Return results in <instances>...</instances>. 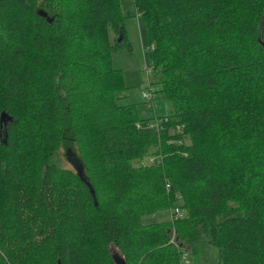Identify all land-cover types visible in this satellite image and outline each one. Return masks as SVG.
I'll use <instances>...</instances> for the list:
<instances>
[{"label": "trees", "instance_id": "obj_1", "mask_svg": "<svg viewBox=\"0 0 264 264\" xmlns=\"http://www.w3.org/2000/svg\"><path fill=\"white\" fill-rule=\"evenodd\" d=\"M133 4L169 105L150 132L111 62L119 0H0V264H180L202 241L264 264V0Z\"/></svg>", "mask_w": 264, "mask_h": 264}, {"label": "rangeland", "instance_id": "obj_2", "mask_svg": "<svg viewBox=\"0 0 264 264\" xmlns=\"http://www.w3.org/2000/svg\"><path fill=\"white\" fill-rule=\"evenodd\" d=\"M119 1L122 11L125 14L124 25L126 27L129 46L126 45L115 49L111 55V62L114 67L122 70L124 82L129 91L140 101L138 108L144 119L139 124V130L141 132L154 131L157 129V123L162 120V116L167 114L169 105L161 92H154L152 90L156 86L154 81L157 72L151 66L149 52L151 44L148 28L142 17L136 14L133 0ZM115 34L112 31L111 35L114 36ZM148 90H152L154 93V98L151 103L142 93L143 91L147 93ZM185 139L186 141L189 140L187 136ZM73 145L74 143L70 139H64L60 148L54 154V160L61 166L76 169L74 166L78 164H73L70 161L73 157L70 153L68 154L69 150L73 153L76 150ZM152 148L154 149L155 145ZM180 204L181 200H177L172 210L176 206L180 207ZM183 211V209H180V213L183 214ZM169 216L170 210L162 209L159 213H154L143 220L146 222L157 221L166 219ZM185 254L187 261L182 260L181 264H220L219 248L210 242H200L196 255L190 252H186Z\"/></svg>", "mask_w": 264, "mask_h": 264}, {"label": "water", "instance_id": "obj_3", "mask_svg": "<svg viewBox=\"0 0 264 264\" xmlns=\"http://www.w3.org/2000/svg\"><path fill=\"white\" fill-rule=\"evenodd\" d=\"M263 23H264V10H263V13H262V16L260 19L259 28H258V35H257L258 40H260L264 45V42L261 38V30H262ZM0 118H1V120L6 121L8 119H11V116L2 112ZM69 153L73 157L72 160H70V161H72L73 164H78V158L75 155V153L71 152L70 150H69L68 154ZM78 165L76 166V169L81 174L82 173V167H80V165L79 166ZM109 252H110V255H111L115 264H127L123 254L117 248L111 247Z\"/></svg>", "mask_w": 264, "mask_h": 264}, {"label": "built area", "instance_id": "obj_4", "mask_svg": "<svg viewBox=\"0 0 264 264\" xmlns=\"http://www.w3.org/2000/svg\"><path fill=\"white\" fill-rule=\"evenodd\" d=\"M143 93V95L148 99V101L151 103L152 102V100H153V98H154V93H153V91L152 90H148L147 91V93L146 92H142ZM159 125H158V123H157V127H158ZM155 155H152L149 159L151 160V161H154L155 160ZM166 186H169V183H166ZM174 211L175 212H177V213H180V208L178 207V206H176L175 208H174ZM183 261H187V258H185V253L183 254ZM181 264V263H180Z\"/></svg>", "mask_w": 264, "mask_h": 264}]
</instances>
